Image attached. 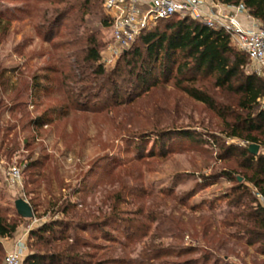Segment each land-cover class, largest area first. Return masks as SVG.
<instances>
[{
  "label": "rangeland",
  "instance_id": "374dc122",
  "mask_svg": "<svg viewBox=\"0 0 264 264\" xmlns=\"http://www.w3.org/2000/svg\"><path fill=\"white\" fill-rule=\"evenodd\" d=\"M104 14L102 0H0V207L18 222L9 239L25 244L22 264L39 248L31 231L50 222H62L57 236L70 235L57 244L76 236L91 242L83 247L91 264H264L259 244L247 246L229 225L236 213L262 205L244 180L251 173L243 157L230 151L249 144L230 137L215 111L176 89L173 79L128 104L100 97L91 109L70 107L68 91L82 84L71 76L80 73L78 47L60 45L73 31L97 32L104 63L111 38ZM245 70L264 78V67L250 60ZM196 84L209 85L222 110L231 106V95L208 80ZM40 116L49 122L37 123ZM11 167L20 169L21 185L9 183ZM240 184L246 189L233 192ZM19 198L30 203L33 218L18 215ZM79 217L93 225L76 227Z\"/></svg>",
  "mask_w": 264,
  "mask_h": 264
},
{
  "label": "trees",
  "instance_id": "16d2710c",
  "mask_svg": "<svg viewBox=\"0 0 264 264\" xmlns=\"http://www.w3.org/2000/svg\"><path fill=\"white\" fill-rule=\"evenodd\" d=\"M214 1L225 5L243 4L253 18L264 24V0ZM89 2L90 0H85V5ZM58 19L59 17L51 22L57 23ZM161 21L165 23L155 24L153 28L144 31L121 54L111 69L101 61L103 38H99L97 32L87 33L86 29L82 35L73 31L70 35L72 39L60 45L61 48H69L71 44L78 47L73 54L80 73L71 76L76 77L82 84L73 94L68 91L70 107L91 109L90 105L94 107L100 97H106V103L128 104L142 93L173 79L176 89L205 104L226 121L231 129L230 137L241 139L249 145L256 143L264 147V109L259 108L260 101L264 99V78L257 73L246 72L248 56L238 50L228 33L222 29L211 28L199 20L177 15L158 22ZM100 22L105 29L111 28V19L106 13ZM62 68L65 69L63 65ZM199 80H208L212 89L225 95L230 94L231 106L222 110L209 91V85H197ZM48 122L49 119L45 116L37 118V123ZM182 135L201 143L200 140H195L193 133ZM230 151H239V155L243 157L241 166L251 173L244 176V180L253 183L258 194L264 198V153L254 155L249 151V146L239 149L231 147ZM232 175L233 172L223 174L228 179H232ZM241 189H246V186L240 184L233 192ZM242 198L240 196L238 202ZM71 207L73 206L68 205L63 212L67 213ZM194 207L193 205L191 208L195 209ZM79 218L76 227L83 229L93 225L85 218ZM60 223L62 222L46 223L31 231V237L37 238L34 245L39 248L31 250L24 264H91L85 259L89 254L83 248L92 245L88 239L76 236L70 242L57 244V241L65 238L71 240L70 235L57 236L56 230L62 225ZM229 225L240 230L237 239L246 238L247 246L259 244L257 252L264 255L263 205L251 204L247 212L241 210L236 213ZM17 229L18 222L11 219L4 208L0 207V253L5 249L2 239L13 237ZM191 251L192 249H181L179 253ZM208 260L209 256L205 255L204 263Z\"/></svg>",
  "mask_w": 264,
  "mask_h": 264
},
{
  "label": "built area",
  "instance_id": "2783aa9c",
  "mask_svg": "<svg viewBox=\"0 0 264 264\" xmlns=\"http://www.w3.org/2000/svg\"><path fill=\"white\" fill-rule=\"evenodd\" d=\"M102 5L111 19V38L107 45L105 65L116 61L144 31L153 28L159 20L177 15L224 30L238 50L244 52L251 62L264 67V27L243 4L213 3V6H209L207 0H102ZM244 14L251 19L247 25L240 19ZM8 181L13 186L22 184L19 168H10ZM260 201L264 206L261 195ZM25 254L26 246L19 240L2 264H22Z\"/></svg>",
  "mask_w": 264,
  "mask_h": 264
},
{
  "label": "water",
  "instance_id": "95a60500",
  "mask_svg": "<svg viewBox=\"0 0 264 264\" xmlns=\"http://www.w3.org/2000/svg\"><path fill=\"white\" fill-rule=\"evenodd\" d=\"M260 145L256 143H252L249 145V151L254 154L258 155L260 154ZM15 207L17 209V212L20 216L24 218H33L34 217V211L32 206L28 201H26L23 198H19L15 202Z\"/></svg>",
  "mask_w": 264,
  "mask_h": 264
},
{
  "label": "crops",
  "instance_id": "0c3cea01",
  "mask_svg": "<svg viewBox=\"0 0 264 264\" xmlns=\"http://www.w3.org/2000/svg\"><path fill=\"white\" fill-rule=\"evenodd\" d=\"M212 1H213L212 3L218 4L216 1H214V0H212ZM219 4H221V3H219ZM240 19L246 25L249 24L250 20H251V19L247 18L245 15H241ZM2 242H3L5 249H7L8 252L16 245V243L13 241V239H9V238L2 239Z\"/></svg>",
  "mask_w": 264,
  "mask_h": 264
}]
</instances>
